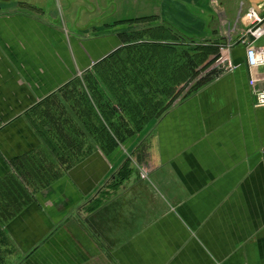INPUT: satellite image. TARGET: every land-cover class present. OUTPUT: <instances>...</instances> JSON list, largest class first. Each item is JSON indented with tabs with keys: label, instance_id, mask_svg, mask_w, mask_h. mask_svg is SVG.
Wrapping results in <instances>:
<instances>
[{
	"label": "crops",
	"instance_id": "1",
	"mask_svg": "<svg viewBox=\"0 0 264 264\" xmlns=\"http://www.w3.org/2000/svg\"><path fill=\"white\" fill-rule=\"evenodd\" d=\"M15 6L0 8V264H264V108L245 46L227 49L234 71L149 121L147 165L117 182L125 146L69 169L45 151L36 117L84 52L41 8Z\"/></svg>",
	"mask_w": 264,
	"mask_h": 264
},
{
	"label": "rangeland",
	"instance_id": "2",
	"mask_svg": "<svg viewBox=\"0 0 264 264\" xmlns=\"http://www.w3.org/2000/svg\"><path fill=\"white\" fill-rule=\"evenodd\" d=\"M18 2L20 10L41 8L43 19L78 37L84 52H77L75 78L59 103L55 99L36 117L45 151L61 153V167L69 169L85 153L114 155L125 146L126 160L113 174L117 182L147 165L149 121L227 74L228 50L246 36L252 40L246 34L250 22L243 21L247 0H0V8ZM256 10L264 18V4ZM240 29L242 37L228 44L229 34ZM106 44L107 53L97 57ZM190 61H198L196 71L179 70ZM133 139L137 143L125 144Z\"/></svg>",
	"mask_w": 264,
	"mask_h": 264
},
{
	"label": "built area",
	"instance_id": "3",
	"mask_svg": "<svg viewBox=\"0 0 264 264\" xmlns=\"http://www.w3.org/2000/svg\"><path fill=\"white\" fill-rule=\"evenodd\" d=\"M250 25L248 27V36L241 39L240 44L246 48V65L250 72V86L255 99L257 108H264V76H259L258 71L264 69V18H261L258 11L251 7L246 14ZM229 63L227 72L230 73L236 69L232 61L224 56Z\"/></svg>",
	"mask_w": 264,
	"mask_h": 264
},
{
	"label": "trees",
	"instance_id": "4",
	"mask_svg": "<svg viewBox=\"0 0 264 264\" xmlns=\"http://www.w3.org/2000/svg\"><path fill=\"white\" fill-rule=\"evenodd\" d=\"M196 62V63H195ZM190 61V62H187V63H184L183 65H184V67H179V70H183V69H186L187 67H188V69H189V71H191V72H194V71H196V68H194V66L196 67V65H198V61ZM213 62V61H212ZM206 64H207V62H205ZM193 64V65H192ZM193 66V67H192ZM190 72V73H191ZM178 78V80H180L181 78H179V77H177ZM191 79V78H190ZM178 80L177 79H174V81H175V83L177 84L176 86H178L179 85V82H178ZM182 80H184V79H182ZM197 87V85L194 87V88H196ZM172 93V90H168L167 92H166V94L168 95V94H171ZM66 144V143H65Z\"/></svg>",
	"mask_w": 264,
	"mask_h": 264
}]
</instances>
